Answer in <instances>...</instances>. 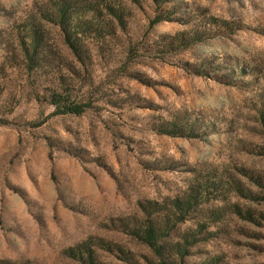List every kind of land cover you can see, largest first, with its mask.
<instances>
[{"label":"rangeland","instance_id":"374dc122","mask_svg":"<svg viewBox=\"0 0 264 264\" xmlns=\"http://www.w3.org/2000/svg\"><path fill=\"white\" fill-rule=\"evenodd\" d=\"M150 218L264 264V0H0V264H159Z\"/></svg>","mask_w":264,"mask_h":264},{"label":"trees","instance_id":"16d2710c","mask_svg":"<svg viewBox=\"0 0 264 264\" xmlns=\"http://www.w3.org/2000/svg\"><path fill=\"white\" fill-rule=\"evenodd\" d=\"M159 2V0H156ZM52 99V106L55 108L56 115H82L85 112V109L88 107L85 104H77L73 102L69 97H65L62 94L54 93L51 97ZM193 199V198H192ZM181 203L179 201L176 202L177 208L180 209L182 212L184 208H182V205L179 206ZM186 206L190 208L193 206L191 200L187 201ZM188 210V209H187ZM151 219V220H150ZM148 219L147 225L144 230L138 231V237L154 252L156 253L157 257L160 259L159 264H172V260H174V245L167 247L165 245L164 239L166 237H169L168 235L171 233L174 229V223L173 227H171L168 232V230H163L164 227L160 225L159 223H156L155 220H152V218ZM162 228V229H160ZM167 234H164L166 233ZM169 233V234H168ZM183 247L177 246V251L179 254L183 255L185 254L183 252Z\"/></svg>","mask_w":264,"mask_h":264}]
</instances>
